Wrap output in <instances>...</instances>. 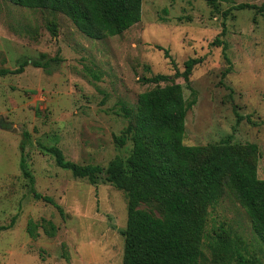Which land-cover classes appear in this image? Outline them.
Masks as SVG:
<instances>
[{"label":"rangeland","instance_id":"obj_1","mask_svg":"<svg viewBox=\"0 0 264 264\" xmlns=\"http://www.w3.org/2000/svg\"><path fill=\"white\" fill-rule=\"evenodd\" d=\"M263 2L143 0L139 22L96 39L64 13L0 0V68L28 63L0 76V225L16 216L13 227L0 231V264H123L126 192L104 172L95 183L75 176L49 148H60L67 161L105 169L116 156L127 158L132 141L115 142L128 124L122 106L135 109L139 95L156 87L145 78L157 74L170 76L161 86L179 83L186 101H194L184 144L205 146L229 135L233 143H254L257 176L264 179V11L236 9ZM190 58L203 61L186 80ZM23 145L35 191L64 213L33 196L21 170ZM44 220L55 224L54 236ZM215 231L264 264V243L229 189L209 209L205 232ZM210 239L198 264H214Z\"/></svg>","mask_w":264,"mask_h":264},{"label":"trees","instance_id":"obj_2","mask_svg":"<svg viewBox=\"0 0 264 264\" xmlns=\"http://www.w3.org/2000/svg\"><path fill=\"white\" fill-rule=\"evenodd\" d=\"M12 1L27 8L64 13L82 33L96 39L119 35L139 22L143 2ZM204 1L212 6L219 2ZM246 7L264 11V2L260 6L239 4L236 9ZM226 48L224 44V50ZM166 55H169L167 50ZM202 61V58H190L185 62L182 75L186 80ZM33 63L39 65V62ZM27 64L24 61L13 70L0 68V76L20 73ZM145 80L155 83L156 87L139 95L135 109L122 106L128 124L115 136L119 146L132 141L127 158L116 156L105 169L100 165L67 161L60 148H49L57 164L93 183L104 172L109 182L126 192L127 225L121 230L125 237L123 264H198L204 256V239L210 236L207 246L214 264H261L233 238L221 232L215 231L210 236L205 232L209 209L229 189L246 208L255 233L264 243V179L257 176L258 146L233 143L230 135L205 146L184 144L186 115L194 101H186L179 83L161 86V82L170 80L168 75L157 74ZM22 148L21 170L30 178L33 196L48 201L64 213L63 207L52 197L35 191L34 178L27 170L25 145ZM15 221L16 216L9 225H0V231L13 227ZM44 222L49 225H44L45 232L54 236L55 224ZM35 230L36 224L30 221L28 231L33 237Z\"/></svg>","mask_w":264,"mask_h":264}]
</instances>
